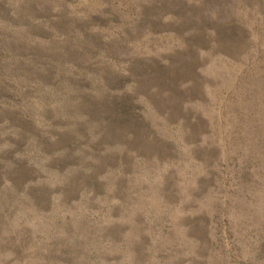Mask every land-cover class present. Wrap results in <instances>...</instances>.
<instances>
[{"label":"rangeland","instance_id":"obj_1","mask_svg":"<svg viewBox=\"0 0 264 264\" xmlns=\"http://www.w3.org/2000/svg\"><path fill=\"white\" fill-rule=\"evenodd\" d=\"M0 264H264V0H0Z\"/></svg>","mask_w":264,"mask_h":264}]
</instances>
